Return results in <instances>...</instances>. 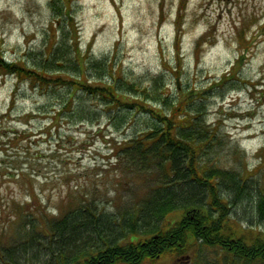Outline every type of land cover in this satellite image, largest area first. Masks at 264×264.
Listing matches in <instances>:
<instances>
[{
  "label": "rangeland",
  "instance_id": "obj_1",
  "mask_svg": "<svg viewBox=\"0 0 264 264\" xmlns=\"http://www.w3.org/2000/svg\"><path fill=\"white\" fill-rule=\"evenodd\" d=\"M50 1L0 0L4 59L31 65L59 39V30L50 27L56 14ZM63 1L71 20L66 25L65 16L58 18L82 54L97 60L116 53L126 76L162 71L169 83L165 89L176 96L224 75L225 81L203 93L206 119L222 136L208 155L240 171L248 190L264 192V0ZM56 68L52 76L61 71L63 81L49 75L33 81L0 70L1 246L18 235L20 217L37 222L39 210L56 213L83 197L115 212L134 195L143 196L155 177L136 172L113 153L142 126L144 116L138 112L131 125L120 122L125 108L105 106L83 89L73 93L79 86L70 81L76 75L69 61ZM84 72L94 84L111 81L107 76L93 81L92 68ZM244 194L249 197L229 204L232 225L238 236L264 237V218L259 219L252 195ZM198 243L182 256L164 254L142 264H245L232 263L220 245Z\"/></svg>",
  "mask_w": 264,
  "mask_h": 264
},
{
  "label": "trees",
  "instance_id": "obj_2",
  "mask_svg": "<svg viewBox=\"0 0 264 264\" xmlns=\"http://www.w3.org/2000/svg\"><path fill=\"white\" fill-rule=\"evenodd\" d=\"M49 5L56 13L50 27L59 30V39L47 45L48 50L40 52L31 65L24 60L7 61L0 55V70L33 81L48 75L52 81H63L62 72L52 76V70L69 61L76 75L70 81L79 86L71 88L73 93L83 89L105 106L125 108L120 122L131 125L138 112L144 116L142 126L118 142L113 153L136 172L155 177L143 196L134 195L115 212L99 206L94 198L83 197L56 213L39 210L37 222L20 217L18 235L8 245H0V264H142L164 254L182 256L198 241L220 245L232 263L264 264V237L238 236L228 212L230 203L249 197L244 196L249 192L259 219H263L264 192L259 196L248 190L247 178L240 171L225 168L208 155L222 136L219 126L206 119L203 93L225 81L224 75L209 86L172 95L165 89L169 83L162 71L129 77L122 71L121 61L115 62L116 53L97 60L82 54L70 29L58 18L65 16V24H69L66 3L51 0ZM239 55L238 61L244 53ZM86 68L95 71L93 81L105 76L111 81L92 83ZM30 197L35 198L34 192Z\"/></svg>",
  "mask_w": 264,
  "mask_h": 264
}]
</instances>
